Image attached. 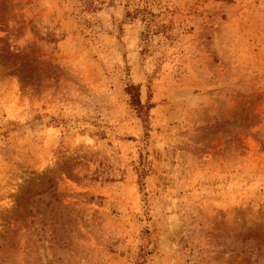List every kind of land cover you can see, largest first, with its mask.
Here are the masks:
<instances>
[{
	"label": "rangeland",
	"instance_id": "374dc122",
	"mask_svg": "<svg viewBox=\"0 0 264 264\" xmlns=\"http://www.w3.org/2000/svg\"><path fill=\"white\" fill-rule=\"evenodd\" d=\"M143 244L264 264V0H0V264Z\"/></svg>",
	"mask_w": 264,
	"mask_h": 264
},
{
	"label": "trees",
	"instance_id": "16d2710c",
	"mask_svg": "<svg viewBox=\"0 0 264 264\" xmlns=\"http://www.w3.org/2000/svg\"><path fill=\"white\" fill-rule=\"evenodd\" d=\"M127 94L130 96L131 99V105L136 110V112L139 114V116L144 119V117L147 115V108L142 103L141 98V91L138 86L131 85L126 90ZM139 183L141 187H143V180L145 178V175L147 174L146 166L143 164L141 168L139 169ZM146 235V233H145ZM147 244H143L141 247V253L139 254V257L137 259V264H144V259L147 254Z\"/></svg>",
	"mask_w": 264,
	"mask_h": 264
}]
</instances>
